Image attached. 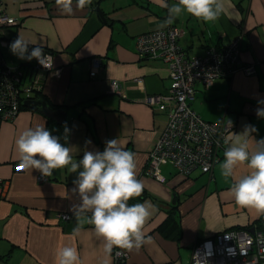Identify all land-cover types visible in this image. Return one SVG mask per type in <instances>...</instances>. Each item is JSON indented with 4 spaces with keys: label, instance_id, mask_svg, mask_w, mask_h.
Here are the masks:
<instances>
[{
    "label": "crops",
    "instance_id": "1",
    "mask_svg": "<svg viewBox=\"0 0 264 264\" xmlns=\"http://www.w3.org/2000/svg\"><path fill=\"white\" fill-rule=\"evenodd\" d=\"M177 2L167 0L170 5ZM3 3L7 13L21 21L4 31L8 37L5 62L26 66L34 61L20 59L10 51L9 45L20 35L30 42L29 53V48L36 46L50 50L63 73L59 78L47 77L43 93L53 109L61 110L63 123L32 109L22 110L13 122L0 120V178L9 182L0 194V254H11L9 264H56V250L62 246L76 247L81 264H113L112 253H105L104 241L92 225L85 223L74 233L77 221L61 222L58 218L59 213L74 212L80 203L78 193L72 191L77 173L56 169L42 182L37 180L41 175L38 170H14L19 164L16 140L20 134L37 125L46 127L48 121L65 124L66 146L73 148L76 160L84 151L102 152L105 142L112 139L135 153L137 178L147 192L138 202L150 201L157 211L144 228L152 242L139 251L124 249L126 264H190L198 240L231 228L250 227L264 216L235 202L229 190L235 179L223 177L220 171L223 156L211 173L196 170L184 176L167 165L159 169L162 177L149 173L150 149L165 127L167 111L161 105L149 106L143 99L166 92L170 76L164 62L139 58L136 37L168 26L160 27L167 9L157 0H92L84 8L72 0L71 14L64 13L56 0ZM224 3L225 13L214 22L206 23L187 13L179 16L176 25L187 29L180 44L191 55H199L208 46L227 44L243 29L247 32L243 56L256 62L258 75L237 73L232 79L218 78L209 89L198 84L192 109L208 121L230 120L236 124L232 134L254 126L257 131L251 136L264 139V117L256 114L258 108H264V0ZM97 7L109 22L101 19ZM95 60H100L98 66ZM114 81L121 86L117 92L112 88ZM89 140L91 143H86ZM250 171L246 164L239 165L235 178ZM170 209L182 230L180 242L168 239L167 229L160 231L170 219ZM4 240L14 249L9 251Z\"/></svg>",
    "mask_w": 264,
    "mask_h": 264
},
{
    "label": "clouds",
    "instance_id": "2",
    "mask_svg": "<svg viewBox=\"0 0 264 264\" xmlns=\"http://www.w3.org/2000/svg\"><path fill=\"white\" fill-rule=\"evenodd\" d=\"M91 2L77 0V6L84 8ZM157 2L167 9V17L160 27L171 25L183 13L206 23L217 21L225 13L224 0H178L171 5L167 0ZM56 4L66 14L73 11L72 0H56ZM29 44L18 35L9 48L18 58L29 61L35 58L43 67L49 68L48 61L52 58L40 46L29 53ZM256 114L264 117V108H258ZM228 124L232 126L231 121ZM256 131L254 126H246L242 133H233L225 139L227 147L220 171L223 177L235 179L229 190L239 206L264 214V139L255 140L251 133ZM250 140L254 143L250 144ZM16 146L20 170L35 169L43 176H51L54 170L64 168L77 173L72 191L78 193L80 203L73 209L77 219L74 233H79L85 223L92 225L96 236L103 239L104 251L109 255L114 247L139 251L152 242L144 228L157 209L150 201L129 204L131 199L142 195L144 184L137 178L135 153L125 150L117 139L106 141L102 152L84 151L82 158L76 160L72 147L62 144L60 138L45 126L37 125L23 131ZM243 164L251 171L235 178L237 167ZM55 260L56 264H81L80 254L73 246L59 247Z\"/></svg>",
    "mask_w": 264,
    "mask_h": 264
},
{
    "label": "built area",
    "instance_id": "3",
    "mask_svg": "<svg viewBox=\"0 0 264 264\" xmlns=\"http://www.w3.org/2000/svg\"><path fill=\"white\" fill-rule=\"evenodd\" d=\"M18 20L7 13L3 0H0V27L16 25ZM7 43L6 40L0 41V117L3 121H11L19 115L22 99L44 92L46 76L54 69L53 59L48 61L49 68L43 67L35 59L29 67L28 78L24 80L26 71L23 67H10L4 60L2 49ZM137 45L142 56L166 61L172 73L171 90L160 101L168 118L150 154L149 173L159 176L160 167L168 161L186 176L196 170L211 173L223 156L227 147L224 141L232 134L234 124L232 122L229 127L230 120L225 117L218 121L205 120L191 110L188 102L193 99L196 81H201L209 88L215 79L229 76L233 69L226 71L229 65L215 66L213 60L210 62L211 68L207 67L205 61L191 62L169 33L141 35ZM234 65L238 64L236 54L232 53L231 66ZM120 87L117 84V88ZM7 185L8 182L0 185L1 195ZM58 218L68 220L71 214L60 213ZM116 250L113 253L116 262L113 263L125 264L127 252L120 248ZM190 264H264V231L256 229L251 233L247 229L232 228L218 233L195 245Z\"/></svg>",
    "mask_w": 264,
    "mask_h": 264
},
{
    "label": "bare ground",
    "instance_id": "4",
    "mask_svg": "<svg viewBox=\"0 0 264 264\" xmlns=\"http://www.w3.org/2000/svg\"><path fill=\"white\" fill-rule=\"evenodd\" d=\"M104 22L107 23V22H109V20L107 19ZM20 23H21V21L18 20V23L16 25H14V26H18V25H20ZM176 24H178V20L177 19L174 20V24L168 25L166 28L158 29V30H151V31L142 33L139 36H141V35H149V34H152V33H160V32L161 33H169L170 35H172L175 38V43L186 54L187 59H189L191 62L193 61L195 63L196 61H205L208 68H211L212 67L211 66V63H210L211 60H213L215 62V66L225 65V67H226L227 65H229L225 69H226V71H230V70L233 69L232 70V74H230L229 76H227L225 78L232 79V77H234V75H236L237 73H242V74H244L245 76H248V77H255L256 75H258V72H257V70L255 68V63L256 62L253 61V60H246L244 58V56H243L244 55V52H243V49H242V43H243V40L245 39V37L247 36V32H245L243 29H242V31H240V33H238L235 37H233L227 44H224L221 47H218V46H208V47H206L204 49V51H203L202 54H199V55H191L180 44V41H181L182 37L187 33V29L185 27L183 28V27L177 26ZM10 26H12V25H5V26H1V27H5V28L7 27V28H9ZM139 36L136 37V48H137V54H138L139 58L142 59V60L143 59H148L150 61H162L168 67L169 76H170V84H169V87H168L167 91L164 92V93H162V94H153V95H150L149 94V95H146L144 97V99H143V102H145L149 106H152V107L153 106H158V105L163 104V102H160L161 99H163L169 93V91L171 90V84H172V77H171V74L172 73H171V69H170V67H169V65H168V63L166 61H163L161 59H153V58H151L149 56H146V55L145 56H142L140 54V52L138 50V45H137ZM43 50H45L44 52L46 54H48V55H50L52 57L53 62H54V69H53V71H51L50 73L47 74L46 78L47 77H50V76H53L55 78L61 77V74H63L62 73V68L56 66L54 54L50 50H47V49H44V48H43ZM232 53H235L236 54V61H237V64H238L237 66L238 67L236 65L231 66V55H232ZM93 63H95V66H98L100 64V60H95ZM92 73L96 74V71H92ZM213 75L216 77L215 74H213ZM220 78H224V77H220ZM117 84H120V83L117 82V81L112 82V88L116 92L118 90H120L119 88H117ZM198 84L203 85V87L205 89H209L212 86L211 85L209 88H206L205 85L201 81H196L194 83V85H193V99L188 102V105H189V107L191 108L192 111H194L192 109V101L196 97V92H197L196 86ZM152 100L154 101V104H152ZM194 112H196V111H194ZM222 118H224V117H222ZM166 121H167V119H166ZM235 125L236 124H234V128H233L232 132L235 129ZM163 129L159 131V134L156 137V140H155L152 148L150 149V154L154 151V149H155V147L157 145L158 139H159V135L163 131ZM157 167H158V165H157ZM159 176L162 177L160 173H159ZM184 176H186V175H184Z\"/></svg>",
    "mask_w": 264,
    "mask_h": 264
},
{
    "label": "trees",
    "instance_id": "5",
    "mask_svg": "<svg viewBox=\"0 0 264 264\" xmlns=\"http://www.w3.org/2000/svg\"><path fill=\"white\" fill-rule=\"evenodd\" d=\"M147 6V5H146ZM142 8H146L144 5L143 6H141ZM148 7V6H147ZM148 9H149V7H148ZM5 27H1L0 28V41L1 40H6V41H8V37H7V35L5 34L6 33V31H5ZM4 31H5V33H4ZM30 49V51L33 49V48H29ZM45 51V50H44ZM34 61H35V59H34ZM34 61L32 62V65L34 64ZM28 74H29V71L27 70V72H25V77H24V80H26L27 78H28ZM43 97L44 95L43 94H40V95H37L36 97ZM45 98V97H44ZM47 100V99H46ZM48 101V100H47ZM22 110H25L26 108H24L23 106H22V108H21ZM0 120H2V118L0 117ZM46 128L49 130V131H51L52 133H53V135H56V136H58L59 138H60V142L62 143V144H65V146H66V142H67V131H66V127H65V124L64 125H58V124H53L51 121H48V123H47V126H46ZM147 195V192L144 190L143 191V193H142V195L140 196V197H138L137 198V200H135V199H132V200H130L129 201V204L131 205V204H135V203H137L138 201H140L143 197H145ZM60 214V213H59ZM71 214V218L70 219H68V220H63L62 218H59V220L61 221V222H72V221H77V219L75 218V216L74 215H72V214H74V212H72V213H70ZM90 214V213H89ZM173 210L172 209H170V219H169V221L166 223V224H164L163 226H161V228H160V231H163L164 229H167L168 231L167 232H165L166 233V235H167V238L168 239H170V240H172V241H176V242H180L181 241V239H182V230H181V227H180V225L178 224V223H176L175 222V220H174V217H173ZM89 217H90V215H89ZM251 227H255L257 230H262V231H264V216H262L261 218H259L258 220H256L253 224H252V226H248V227H238V228H242V229H250ZM164 232V231H163ZM0 239L2 240L3 238H1L0 237ZM5 241V243H6V245H8L10 248H8L9 249V251L11 250V249H14V245L13 244H11L10 242H8L7 240H4ZM10 255L11 254H5V255H2V254H0V264H9L8 262V259H9V257H10Z\"/></svg>",
    "mask_w": 264,
    "mask_h": 264
},
{
    "label": "water",
    "instance_id": "6",
    "mask_svg": "<svg viewBox=\"0 0 264 264\" xmlns=\"http://www.w3.org/2000/svg\"><path fill=\"white\" fill-rule=\"evenodd\" d=\"M96 11L103 19V21H106L108 19V17L105 15L104 11L100 7H97ZM22 105L28 109L36 110L41 114H43L44 116H46L47 118L54 119L58 123H63V119L61 117L63 113L61 112V110L53 109L50 103L44 97L25 100ZM255 230H256L255 227L249 229L251 233H254Z\"/></svg>",
    "mask_w": 264,
    "mask_h": 264
},
{
    "label": "rangeland",
    "instance_id": "7",
    "mask_svg": "<svg viewBox=\"0 0 264 264\" xmlns=\"http://www.w3.org/2000/svg\"><path fill=\"white\" fill-rule=\"evenodd\" d=\"M187 25H188V27L191 29V31H192V25L190 24V23H187ZM3 50H4V48L2 49V53H3ZM3 57H4V53H3ZM32 65V63H28V65H26V66H22L23 67V69L27 72V70L29 71V67ZM10 66V65H9ZM21 66V65H20ZM10 67H16V66H10ZM44 88H45V85H44ZM44 92H40V93H36V94H34L33 96H31V97H29V98H24V99H22V101H21V103H20V112L22 111V104H23V102L25 101V100H28V99H35V98H38V97H36L37 95H40V94H43ZM40 97V96H39ZM42 97V96H41ZM24 107V106H23ZM24 108H26V107H24ZM26 109H28V108H26ZM20 114V113H19ZM18 117V115L17 116H15V118L13 119V120H11L10 122H13V121H15L16 120V118ZM164 165H167V166H171V167H175L176 168V166L171 162V161H168V162H166V163H164ZM18 165H15V167H14V170L15 171H20V169L17 167ZM176 170H177V168H176ZM178 171V170H177ZM179 173V172H178ZM201 173H203V172H201ZM210 173V172H209ZM43 175L41 174V175H39L38 177H37V180L38 181H45V177L46 176H43ZM1 179V178H0ZM8 181H5V180H3L2 179V182H0V185L2 184V183H4V184H6ZM9 183V182H8ZM2 196V195H1ZM87 214H89V213H87ZM91 214V213H90ZM236 228H238V227H236ZM232 229V228H231ZM240 229H242V228H240ZM249 230V229H248ZM216 236V235H215ZM203 240H205V239H203ZM202 239L201 240H198V242H196V244H199L200 242H202L203 241ZM195 244V245H196ZM195 245L193 246V248H192V252H193V249H194V247H195ZM116 249H119V248H116ZM116 249H114L113 251H112V261L115 263L116 262V258H115V256H114V258H113V253H114V251L116 250ZM117 251L118 250H116V253H117ZM192 252H191V257L190 258H192ZM115 253V254H116ZM124 259H126V262H125V264L127 263V260H128V256H124ZM190 261V260H189ZM113 263V264H114Z\"/></svg>",
    "mask_w": 264,
    "mask_h": 264
}]
</instances>
